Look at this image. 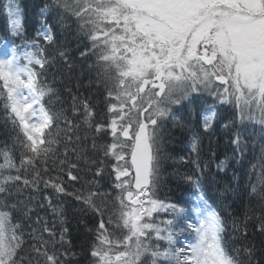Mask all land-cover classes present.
Masks as SVG:
<instances>
[{
  "label": "snow or ice",
  "instance_id": "6c2138e0",
  "mask_svg": "<svg viewBox=\"0 0 264 264\" xmlns=\"http://www.w3.org/2000/svg\"><path fill=\"white\" fill-rule=\"evenodd\" d=\"M2 7L0 40L27 39L18 0ZM37 7L35 38L0 57L7 138L0 141V264H261L248 229L264 249V144L256 182L234 175L237 186L219 192L223 216L206 198L200 162L174 159L167 146L174 131L191 133L199 154L193 117L207 133L224 105L233 108L225 127H237L238 113L241 127L254 121L264 130V0H43ZM61 34H74L80 57L91 60L99 103L67 87L64 107L47 81L57 58L72 68ZM241 135L237 129L231 142L243 157ZM169 161L194 164L197 174ZM173 178L193 189V200L161 198ZM48 189L60 203L33 195ZM230 194L246 197L243 220L227 212ZM45 208L51 222L39 215ZM186 234L195 242L181 240Z\"/></svg>",
  "mask_w": 264,
  "mask_h": 264
},
{
  "label": "trees",
  "instance_id": "16d2710c",
  "mask_svg": "<svg viewBox=\"0 0 264 264\" xmlns=\"http://www.w3.org/2000/svg\"><path fill=\"white\" fill-rule=\"evenodd\" d=\"M7 0H0V28H3L7 24V15L3 10V4ZM20 7L23 9L22 13V23L27 32V39H13L5 36L1 42L8 41L13 45L18 47L21 44H27L29 41L35 38L36 31L41 28L39 23L41 17L38 15L39 8L37 5L42 6L43 0H18ZM3 33H0L2 36ZM58 42L63 46L69 49V63L72 65L71 70L69 71L67 65L64 64L62 60L57 58L55 64H51L47 69V81L52 84L53 87L60 89V92L64 99V107H70V97L64 92V89L71 87L73 93L77 94L80 98H89L91 103H99V100L102 99V94L98 93V89L101 86L95 80V72L90 71L88 65L91 63V60L82 59L79 55L80 47L79 41L75 38L74 34H61L58 36ZM40 44L43 46V41H40ZM28 51L35 52V49L21 48ZM54 49H49V53H53ZM55 80V83H52ZM91 82V83H90ZM79 86V87H77ZM211 103V101H210ZM4 101L0 98V129L3 128V117L5 113L3 111ZM60 105H57L59 107ZM102 107V105H100ZM237 127H225L226 124L232 119L233 108L231 105H224L222 108L218 109V115L213 122V126L210 131L207 133L203 132V129L197 126V117H193V125L196 127V131L201 134L200 139V149L199 154L193 153L191 146L189 144V137L191 133L182 134L180 131H174L173 136L170 140V143L167 146V151L172 155L174 159H179L183 157L185 161L191 158L193 161H199L201 168L204 169L207 174L209 181L206 187L208 193L207 197L208 202L216 209L217 212L223 216L224 212L221 211L220 207H217L219 204V192L222 191L223 187L229 183L231 186L236 187V181L233 180V176L241 177L242 183H247L249 177H251L252 182H256V176L260 172V160L261 156V144H264V139H262V126L256 122L245 121L244 125L241 127L239 124V114L237 113ZM11 127V124H9ZM237 129L241 132V138L244 140L248 148L243 157L240 156L239 151H237L232 144V138L235 135ZM18 130V129H17ZM7 138L3 135H0V141H4ZM11 145V140L7 141ZM3 147V144L0 143V148ZM63 148L61 147V152ZM73 160L75 157L72 158ZM225 161V166L223 171H218L217 165ZM19 163L18 154L14 161ZM4 160L0 157V164H3ZM172 164V161L168 162ZM253 165H256L253 168ZM206 166V167H205ZM172 167H178L179 171L187 175H196L197 169L194 164L184 163L175 165L172 164ZM172 171V168L168 169ZM7 174V173H5ZM12 174H15L13 171ZM51 175L55 176L56 173L53 172ZM65 182H67V177H64ZM179 184V187L177 186ZM41 187H43L41 185ZM76 189H81L80 184H75ZM82 190V189H81ZM69 191H72V187H69ZM110 191V189H109ZM167 194L168 199L171 202H181L183 206V201H191L194 199L193 189L187 185L176 181L174 178L168 180L167 186L160 193L161 198ZM37 196V200L43 203V196L48 195L53 197V205L60 203L62 198L55 197V194L51 189L40 192L39 194L33 193ZM71 200L72 198H67ZM215 200V203L213 202ZM225 204L231 205L227 208V212H230L233 217H236L237 220H243L245 214L244 205L247 204L246 197H241L240 195L230 194L228 200L225 201ZM78 206V205H76ZM252 215L251 212L248 213ZM259 214L258 212L256 213ZM39 215L46 217L50 222L55 219L51 208H45L39 210ZM171 218L160 216V219ZM13 223L17 221L13 220ZM228 230L231 231V217L228 219ZM78 225L76 221H72V230L77 231ZM254 229L251 227V223L248 229V239L257 245V258L261 259V264H264V249H262V241L259 234L256 236L253 235ZM182 237H187V234ZM83 260V258H81Z\"/></svg>",
  "mask_w": 264,
  "mask_h": 264
},
{
  "label": "rangeland",
  "instance_id": "374dc122",
  "mask_svg": "<svg viewBox=\"0 0 264 264\" xmlns=\"http://www.w3.org/2000/svg\"><path fill=\"white\" fill-rule=\"evenodd\" d=\"M12 47L9 46L7 43H3L0 46V57H3L6 53H10ZM26 76V73L24 74ZM25 94H29V93H25ZM131 190V189H130ZM195 214H193V220H195ZM181 240H185V238H182ZM186 240L191 241V242H195L192 235L187 234Z\"/></svg>",
  "mask_w": 264,
  "mask_h": 264
}]
</instances>
